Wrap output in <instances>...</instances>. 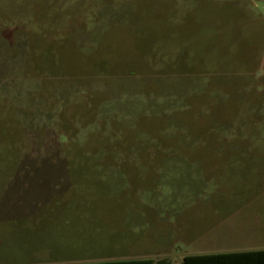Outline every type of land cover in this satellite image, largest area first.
Instances as JSON below:
<instances>
[{
	"label": "rangeland",
	"instance_id": "374dc122",
	"mask_svg": "<svg viewBox=\"0 0 264 264\" xmlns=\"http://www.w3.org/2000/svg\"><path fill=\"white\" fill-rule=\"evenodd\" d=\"M54 200L87 261L264 249V0H0V264L76 243Z\"/></svg>",
	"mask_w": 264,
	"mask_h": 264
},
{
	"label": "trees",
	"instance_id": "16d2710c",
	"mask_svg": "<svg viewBox=\"0 0 264 264\" xmlns=\"http://www.w3.org/2000/svg\"><path fill=\"white\" fill-rule=\"evenodd\" d=\"M55 200L51 203V205L44 207V210L46 209L47 211H50L49 214H46V212H43V214L41 212V214H37V217L39 216V220L45 218L46 220H54L59 224H69L71 220L75 218V220L83 222V225L85 224L86 226L78 227V235L75 236L78 239L76 240V243L73 242V240L70 243L68 242L69 244H65V242H63L59 244L62 250H64L63 252L61 251L58 254L51 251L49 258L42 259L43 261L48 262V264H172V262L167 259L155 260L152 258L87 261L89 258H83L82 256H85L83 254L90 256V251L96 250L97 246H107L108 240L103 238L112 233L107 229L103 222L96 217V213L99 214V210L97 208L93 207L91 209H86L85 207L80 206L76 207V210L74 211V209L57 205L58 202ZM116 233L117 232L115 231L114 234ZM101 243L102 245H99ZM59 245L50 246L52 248L53 246L57 248ZM71 247L72 250L69 251L68 248ZM37 261L38 260H35L30 263H35ZM179 264H264V249L186 255Z\"/></svg>",
	"mask_w": 264,
	"mask_h": 264
},
{
	"label": "crops",
	"instance_id": "0c3cea01",
	"mask_svg": "<svg viewBox=\"0 0 264 264\" xmlns=\"http://www.w3.org/2000/svg\"><path fill=\"white\" fill-rule=\"evenodd\" d=\"M175 162V161H174ZM125 259H128V258H125Z\"/></svg>",
	"mask_w": 264,
	"mask_h": 264
}]
</instances>
